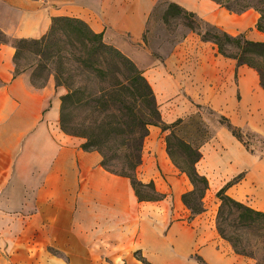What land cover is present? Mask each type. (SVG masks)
<instances>
[{"label": "crops", "instance_id": "crops-1", "mask_svg": "<svg viewBox=\"0 0 264 264\" xmlns=\"http://www.w3.org/2000/svg\"><path fill=\"white\" fill-rule=\"evenodd\" d=\"M173 1L228 31L221 12L213 14L219 9L214 2ZM120 8L116 0H0V30L10 37L37 38L52 16L72 15L106 38L107 27L124 28V21L115 19ZM234 15V33L245 30V38L264 41L254 27L255 10ZM13 52L10 44L0 45V264H254L234 253L216 230L178 229L173 217L180 211L171 209L162 190H155L162 199L137 200L128 178L103 169L97 151L82 150L80 137L60 130L53 83L35 86L25 71L13 75ZM238 89L245 114L251 113L257 126L259 118L264 120L257 74L245 70V85L239 83ZM231 96L232 89L220 105L229 107ZM247 122L252 125L245 117ZM156 164L173 173L164 157L142 154L137 180H162ZM218 174L221 186L241 174L225 193L264 212V145L257 154L245 151L220 166Z\"/></svg>", "mask_w": 264, "mask_h": 264}, {"label": "rangeland", "instance_id": "rangeland-1", "mask_svg": "<svg viewBox=\"0 0 264 264\" xmlns=\"http://www.w3.org/2000/svg\"><path fill=\"white\" fill-rule=\"evenodd\" d=\"M101 1L106 3L108 0ZM251 1L238 0L237 2H239L238 4H246ZM167 2H173L182 7L173 0H116L121 8L120 13L115 12V19L120 18L123 20L124 28L121 31H112L110 30L111 27H107V37L103 38L102 35V39L129 58L140 71L153 92L158 116L162 122L169 124L177 118L186 120L187 117H193L199 128L196 125H194V128L187 126L180 129L177 135L192 143L209 136L199 146L200 158L195 163L198 173L205 175L208 182L207 191H205L202 198V210L197 214H192L180 200V194L190 190L191 185L184 174L173 165L167 156L164 138L169 130L161 131L159 126L152 124L147 126V134L143 138L141 146V160L142 154L145 156L152 153L153 156L164 157L171 166L173 173L166 174L156 164L155 166L162 180L153 181L150 179L149 181L152 182L154 190L158 192L162 190L165 195L170 197L171 209L176 206V210L180 211L179 216L175 215L173 217V220L177 221L178 229L215 231V212L218 200L214 193L221 186L223 179L218 174V169L229 162L232 164L233 159L238 155L245 156V151L257 154L264 145V134L258 130L264 129V120L259 118L260 122L256 126V123L251 120V113L250 115L245 114V99L243 93H239L238 89L239 83L241 85L242 82L245 85V70L255 74L256 72L245 65L234 67L235 61L233 59L217 54L211 42L202 41L195 33L197 31L202 33L204 30L201 25H196L194 22L196 17L201 18L195 12L182 7L186 11L192 12L193 16L179 17L165 14ZM229 2L233 4L232 0H229ZM214 8H219L214 10L213 14L216 16L218 11L221 12L220 15L225 20L228 31L209 23L203 18L201 19L231 36L240 35L245 38V34H247L245 30L234 33V30L237 29V20L234 14L239 13L229 12L217 4L214 5ZM188 24L193 26V31L190 30ZM61 39H63V42L65 41L63 37ZM63 42H59V44L66 51V53L65 51L62 52H64V58L68 60V63L67 60H63V63L60 64L57 59H52L45 63L43 69L39 66H34V68L29 66L25 72L29 74V80L34 85H42L50 80L54 85V95L58 98L65 93V86L67 85L72 89L82 87L86 96L88 93L95 91L100 84H96L92 71H82L75 66L73 60L76 58V52L71 51V48ZM35 59L36 57L25 51L19 59V64L21 66L29 65ZM116 74L118 75L116 69L110 67L108 75L114 76ZM231 89L232 101L229 107L225 108L220 105V102L225 104L226 95ZM262 93L264 95L263 89ZM78 95L76 93L72 98V102L67 103L66 106L65 114L68 120L66 124L68 130L79 133L80 123L83 118H86L88 120L86 132L91 134L93 131L99 134V137H103L100 132L101 129L91 122L94 116L90 109L92 105L91 98H87L89 105L79 108L74 102ZM146 109L147 105L137 104L134 113L135 115L146 114L148 112ZM114 114L117 115V112H114ZM218 115L226 117L231 125L239 129L240 141L219 124ZM245 117L254 126L248 125L249 122L245 124ZM106 121L113 122V116L108 115ZM107 128L105 126V129ZM118 139L119 137L112 133L108 138V144ZM181 151L178 147H173L172 157L179 165H183L184 159ZM136 171L137 167L134 172L137 179ZM244 173L243 171L242 176ZM162 174L171 175L172 178H165ZM149 181L140 182L147 183ZM140 189L144 193H149L148 189ZM243 190L244 193L241 199L245 202V188ZM173 197L176 201L173 200ZM195 203V198L190 201L191 206H195ZM249 240L250 244H254L253 246L258 245V243H254V238H249ZM260 254L262 253L258 250L256 256L260 258ZM253 262L255 263L254 260Z\"/></svg>", "mask_w": 264, "mask_h": 264}, {"label": "trees", "instance_id": "trees-1", "mask_svg": "<svg viewBox=\"0 0 264 264\" xmlns=\"http://www.w3.org/2000/svg\"><path fill=\"white\" fill-rule=\"evenodd\" d=\"M210 1L233 13H241L252 8L258 13L254 27L264 33V0H252L246 4H238V0H232L233 4L229 0ZM165 14L179 17L193 16L192 12L186 11L173 2H167ZM194 22L204 29L202 33L198 31L195 33L202 41L211 42L217 54L233 59L234 67L245 65L254 69L259 85L264 90V41H253L240 35L231 36L201 18L196 17ZM189 27L193 31L191 24ZM61 37L65 39L64 42ZM59 42H63L71 48V51L76 52V58L73 60L75 66L82 71H92L96 84H100L95 91L86 96L82 87L72 89L68 85L65 86V93L59 97L58 125L60 130L65 134L82 138L83 141L80 143L82 150L97 151L100 155V166L103 169L128 178L134 195L139 201H156L163 198V194L154 190L151 181L142 183L136 179L134 173L141 161V146L147 134V126L152 124L159 126L161 131L169 130L164 138L167 156L173 165L186 176L191 185L190 190L180 195V200L192 214L199 213L202 210V198L208 188V182L205 175L198 173L195 163L200 158L199 146L209 136L192 143L177 135L182 128L187 126L194 128L196 122L193 117H187L186 120L177 118L169 124L162 122L158 116L153 92L147 81L129 58L114 46L103 41L101 32H94L82 19L67 15L52 16L47 30L37 38L10 37L0 30V45L10 44L14 49L13 75L27 70L29 66L32 68L39 66L43 69L45 63L52 59H57L62 64L63 60L67 59L64 58L65 55L62 52L65 49ZM25 51L36 59L29 65L21 66L19 59ZM66 62L68 63V60ZM110 67H114L118 75H108ZM76 93L79 95L74 102L79 108L89 105L88 99L91 98L90 109L94 114L91 122L101 129L103 137H99V134L93 131L91 134L86 132L88 128L86 118H83L80 123L79 133L68 130L66 106L67 103L72 102ZM137 104L147 105L148 112L135 115L134 110ZM114 112H117V115ZM108 115L113 116V122L106 121ZM217 117L220 119L219 124L240 141L239 129L231 125L226 117L222 115ZM105 126L108 128L105 129ZM112 133L116 134L119 139L108 144V138ZM174 146L182 150L183 165L177 164L172 157ZM240 177L241 174L233 176L214 193L218 200L215 230L219 237L230 245L234 253L254 260V264H263L264 212L252 209L225 193L227 187L236 183ZM140 188L148 189L149 193L142 192ZM194 198L196 199L195 206H191L190 201ZM249 238H254V243L258 245L250 244ZM258 250L262 253L260 258L256 256Z\"/></svg>", "mask_w": 264, "mask_h": 264}]
</instances>
